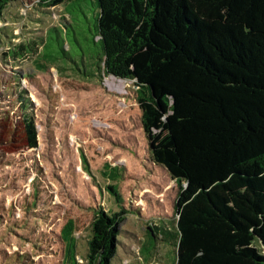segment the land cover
<instances>
[{
  "label": "rangeland",
  "instance_id": "1",
  "mask_svg": "<svg viewBox=\"0 0 264 264\" xmlns=\"http://www.w3.org/2000/svg\"><path fill=\"white\" fill-rule=\"evenodd\" d=\"M78 4L1 13L0 264H69L71 243L87 264L97 209L126 213L111 264H175L179 188L151 159L133 82L98 61L93 5Z\"/></svg>",
  "mask_w": 264,
  "mask_h": 264
},
{
  "label": "trees",
  "instance_id": "2",
  "mask_svg": "<svg viewBox=\"0 0 264 264\" xmlns=\"http://www.w3.org/2000/svg\"><path fill=\"white\" fill-rule=\"evenodd\" d=\"M39 2L93 5L99 63L136 87L151 159L179 188L175 264H264V0ZM125 215L95 211L87 264H111Z\"/></svg>",
  "mask_w": 264,
  "mask_h": 264
}]
</instances>
